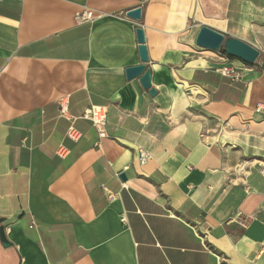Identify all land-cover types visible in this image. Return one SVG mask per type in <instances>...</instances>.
Segmentation results:
<instances>
[{
    "label": "crops",
    "instance_id": "crops-1",
    "mask_svg": "<svg viewBox=\"0 0 264 264\" xmlns=\"http://www.w3.org/2000/svg\"><path fill=\"white\" fill-rule=\"evenodd\" d=\"M136 6L138 21L125 15ZM85 8L94 19L77 23ZM201 25L259 61L197 46ZM137 27L154 96L125 77ZM224 63L242 78L215 70ZM257 104L264 0H0V264H264ZM92 105L105 137L83 117Z\"/></svg>",
    "mask_w": 264,
    "mask_h": 264
},
{
    "label": "water",
    "instance_id": "water-1",
    "mask_svg": "<svg viewBox=\"0 0 264 264\" xmlns=\"http://www.w3.org/2000/svg\"><path fill=\"white\" fill-rule=\"evenodd\" d=\"M125 15L138 21L141 18V7H133ZM135 33L140 63L125 67V77L128 80L138 78L142 88L148 90L149 94L154 96L156 91L151 87V70L147 67L149 57L145 45L144 32L142 28L137 27ZM194 42L197 46L211 51H218L222 47L226 55L246 64H253L259 56V51L247 42L232 36H226L224 33L205 25L199 27ZM118 177L121 181L126 180V174L123 172H120ZM2 221L3 218H0V222ZM0 241L5 247L10 245V242L5 238L3 226H0Z\"/></svg>",
    "mask_w": 264,
    "mask_h": 264
},
{
    "label": "built area",
    "instance_id": "built-area-1",
    "mask_svg": "<svg viewBox=\"0 0 264 264\" xmlns=\"http://www.w3.org/2000/svg\"><path fill=\"white\" fill-rule=\"evenodd\" d=\"M74 19L77 23L87 22V21H91L94 19V14H93V11L91 9L85 8V9L81 10L80 12L76 13L74 16ZM258 61H259V59L257 57L255 62H258ZM215 70L217 72H219L222 76L227 78L230 82L240 80L242 78V75H243V70L241 68L233 66L231 64H227V63H224V64L218 66ZM255 111L264 113V105L257 104L255 107ZM59 114L61 116L67 115V105H66L65 100H62L61 102H59ZM83 117L91 120V122L95 126V128L98 132V136L100 138L105 137L107 135V132H106V112H105V109L103 107L92 105V106H90V108H88L83 113ZM67 136L73 140H76L79 137V134L72 126H70L67 130ZM63 153H64L63 149L62 150L60 149L58 152V154L61 156L63 155ZM137 153H138L139 162L141 164H145L150 157V153L148 151L144 150L143 148H140V147L137 149ZM108 197L110 200H113L115 196H114V194H109ZM121 221H124L123 216L121 217ZM238 222L241 225H244V223H245L241 219H238ZM34 226H35V223L33 221H31L29 227H34Z\"/></svg>",
    "mask_w": 264,
    "mask_h": 264
},
{
    "label": "trees",
    "instance_id": "trees-1",
    "mask_svg": "<svg viewBox=\"0 0 264 264\" xmlns=\"http://www.w3.org/2000/svg\"><path fill=\"white\" fill-rule=\"evenodd\" d=\"M219 52L222 53V54H225V55H226V53L224 52V50H223L222 47H220ZM227 57L230 58V59H233V57H230V56H228V55H227ZM259 58H260V55L258 56V59H259Z\"/></svg>",
    "mask_w": 264,
    "mask_h": 264
},
{
    "label": "rangeland",
    "instance_id": "rangeland-1",
    "mask_svg": "<svg viewBox=\"0 0 264 264\" xmlns=\"http://www.w3.org/2000/svg\"><path fill=\"white\" fill-rule=\"evenodd\" d=\"M232 60H234V61H235V60H238V59H232ZM240 62H241V61H240Z\"/></svg>",
    "mask_w": 264,
    "mask_h": 264
}]
</instances>
